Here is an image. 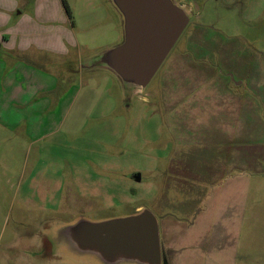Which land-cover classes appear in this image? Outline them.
I'll return each instance as SVG.
<instances>
[{
    "label": "rangeland",
    "instance_id": "1",
    "mask_svg": "<svg viewBox=\"0 0 264 264\" xmlns=\"http://www.w3.org/2000/svg\"><path fill=\"white\" fill-rule=\"evenodd\" d=\"M35 3L0 0V25L69 17L61 0H43L37 12ZM75 7L74 54L35 59L55 83L45 74L16 83L14 55L0 49V264H104L76 254L60 229L79 218L131 215L138 206L159 218L166 264H264V138L249 132L239 152L226 151L222 130L208 131L221 121L187 111L192 88L208 81L220 92L228 81L255 94L253 85L264 81V0H194L190 23L140 89L86 66L124 40L110 1ZM63 96L69 103L59 119L46 117L55 105L40 117L46 105L34 101ZM176 98L185 104L166 119L162 102L173 106Z\"/></svg>",
    "mask_w": 264,
    "mask_h": 264
},
{
    "label": "water",
    "instance_id": "2",
    "mask_svg": "<svg viewBox=\"0 0 264 264\" xmlns=\"http://www.w3.org/2000/svg\"><path fill=\"white\" fill-rule=\"evenodd\" d=\"M109 1L121 17L124 40L86 66L108 69L138 89L146 87L190 23L189 8L177 0ZM60 230V242L104 264L167 263L159 218L148 208L99 221L79 218Z\"/></svg>",
    "mask_w": 264,
    "mask_h": 264
},
{
    "label": "crops",
    "instance_id": "3",
    "mask_svg": "<svg viewBox=\"0 0 264 264\" xmlns=\"http://www.w3.org/2000/svg\"><path fill=\"white\" fill-rule=\"evenodd\" d=\"M61 1L63 4V0ZM78 1L79 0H67L70 7L75 10V5ZM177 1L190 7L191 9L194 6V0ZM42 4L43 0H36L35 6L33 7L34 10L37 8V12L38 8L41 7ZM64 10L66 11L63 4L60 12H64ZM60 14L62 19L60 18L57 21H59L62 26L59 25L51 29L49 28L50 25L57 21L45 18L43 14L36 15V18L34 19H29L26 24V28H20L24 23H20L23 19H20L19 23H15L12 26L10 25L13 21L12 19H4L0 26L9 28L6 30L4 28L5 31H0V49L4 48L7 54L14 55L15 67L12 69L11 74L13 75L10 77L13 81H16L17 83L18 80L24 77H28V79L31 80L35 75L45 74L49 79L53 80L54 83L56 82L52 75L39 70L41 68H39L40 66L36 64L35 59H39V57L42 58L41 55L60 57L69 56L74 54L73 52L78 48L79 39H77V33L75 31L77 24H75L74 21L72 22L70 16L68 18H64L63 14ZM211 83L213 84L214 81L205 82V84H203L199 89L194 87L192 88L193 90L191 89L190 100L192 101V107L187 108V111H195V113L199 115H206L203 116V118L208 120L209 124L210 120L221 121L213 122L212 126L208 125V131L222 130L224 146H228L229 148H227V150L225 148L226 151L232 150L239 152L240 150H237L235 147L248 142L249 132L250 136L255 135L256 137L264 138V81L253 85L255 88V94L252 96L247 95L245 92H239V89L232 88L231 82L228 81L223 82V92L217 90V87L219 86H215L214 84L212 85ZM241 85L242 82L236 84V86ZM181 88L184 89V87ZM172 99L174 98L169 100ZM185 100V98L183 100L181 98H176L173 103V106L176 104L175 110H173V106L167 107V104L165 107L162 102V116L166 119H174V116L177 117V115L180 114L178 110L183 107ZM34 102H37L38 105H46L44 107L45 109L40 113L42 114L40 117H44L43 114L49 110V105H55L52 109L53 112L49 113L48 111V115H46L47 120L54 121L59 119V111L65 104L69 103V100H67V96H63L55 100L54 98H43L41 101L37 100ZM25 103H31V100H28V102H22V104ZM57 110L58 113H56ZM26 116L27 117H24L23 120L27 119L29 121V131L36 133L35 130L39 129L38 124L34 125V123H32L29 119L30 117L28 113ZM257 139L259 140V138ZM139 209H141L140 206L136 208V210ZM254 215L255 214H253V216ZM243 220L244 219L242 218L241 222ZM255 224L256 223H251L248 227H254ZM232 230L237 231L236 227H232Z\"/></svg>",
    "mask_w": 264,
    "mask_h": 264
},
{
    "label": "trees",
    "instance_id": "4",
    "mask_svg": "<svg viewBox=\"0 0 264 264\" xmlns=\"http://www.w3.org/2000/svg\"><path fill=\"white\" fill-rule=\"evenodd\" d=\"M63 4H64V7L67 11V14L72 17V10H71V7L70 5L68 4L67 0H63Z\"/></svg>",
    "mask_w": 264,
    "mask_h": 264
}]
</instances>
